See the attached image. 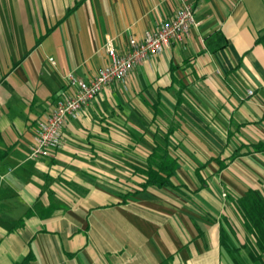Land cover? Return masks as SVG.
<instances>
[{"label":"crops","instance_id":"crops-1","mask_svg":"<svg viewBox=\"0 0 264 264\" xmlns=\"http://www.w3.org/2000/svg\"><path fill=\"white\" fill-rule=\"evenodd\" d=\"M192 3L183 42L33 160L64 77L94 79L179 1L0 0V264H264L239 208L264 201V0Z\"/></svg>","mask_w":264,"mask_h":264},{"label":"built area","instance_id":"built-area-1","mask_svg":"<svg viewBox=\"0 0 264 264\" xmlns=\"http://www.w3.org/2000/svg\"><path fill=\"white\" fill-rule=\"evenodd\" d=\"M176 14L158 28L145 32L143 38H133L130 48L119 54L113 42L106 46L110 62L102 68L94 79L86 82L73 74L64 77L66 88L64 97L59 99L49 113L38 121L30 159L47 158L61 147L64 130L71 118H78L86 106L95 100L103 90L117 82L126 80L132 71L152 56L160 54L166 47L184 41L191 28L196 26L192 0H178ZM55 64L54 60H50ZM253 95L252 91L248 92Z\"/></svg>","mask_w":264,"mask_h":264},{"label":"trees","instance_id":"trees-1","mask_svg":"<svg viewBox=\"0 0 264 264\" xmlns=\"http://www.w3.org/2000/svg\"><path fill=\"white\" fill-rule=\"evenodd\" d=\"M172 166L174 167V165ZM172 175L168 174L162 178L159 175L151 174L148 185L168 186ZM239 208L244 215L248 232L256 237L257 245L262 255H264V201L258 200L254 195H248L239 203ZM262 258L263 256H258L259 260H262Z\"/></svg>","mask_w":264,"mask_h":264}]
</instances>
